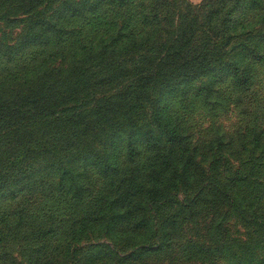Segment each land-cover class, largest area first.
Listing matches in <instances>:
<instances>
[{
	"label": "rangeland",
	"instance_id": "374dc122",
	"mask_svg": "<svg viewBox=\"0 0 264 264\" xmlns=\"http://www.w3.org/2000/svg\"><path fill=\"white\" fill-rule=\"evenodd\" d=\"M181 38L136 124L93 115ZM0 264H264V0H0Z\"/></svg>",
	"mask_w": 264,
	"mask_h": 264
},
{
	"label": "trees",
	"instance_id": "16d2710c",
	"mask_svg": "<svg viewBox=\"0 0 264 264\" xmlns=\"http://www.w3.org/2000/svg\"><path fill=\"white\" fill-rule=\"evenodd\" d=\"M123 4V3H122ZM129 4V3H127ZM126 4V5H127ZM124 6V5H123ZM74 11L77 12V9ZM184 34V33H183ZM178 38V37H177ZM87 45H85L86 49ZM91 49H94L93 47ZM107 45H103L99 47L98 53L104 54L106 53ZM190 52L186 50V42L178 39L175 45L168 47L167 50L164 52L162 56H160L157 60H153L150 62H144L143 68L145 70L139 71L138 69L136 72V78L132 79L131 77L127 78L126 87L127 90L121 91L123 93L122 96L111 95L112 99L108 100L107 102H103V104L96 105L92 112L93 115L98 116L99 118L102 117V114H106L109 119H106L107 128L114 129L118 122H122L123 124L133 125L136 124L135 121V111L136 108L133 106V102L139 100H147V97L143 95L141 92V87L138 85H145L148 83L157 84L160 82L162 85L167 84H174L180 78L184 77V75L179 71H186V70H195L194 67H189L188 63H193V61L189 60ZM98 59L94 58V61ZM107 62H103V65H106ZM180 64H182L180 66ZM136 89L137 91H133ZM148 90V89H147ZM98 94V93H97ZM96 96L95 94L93 97ZM150 99H148L149 101ZM152 108V120L159 123V125L163 128L168 130L169 138L168 143L172 144L175 143L179 145V148L182 152L186 151L185 143L181 134L177 131L176 127L170 123L167 117L164 114V110L160 109L154 103L151 102ZM145 110L144 106H141L137 109L138 113H141ZM84 112H78L77 110L73 113V116L76 118L75 121L69 122L66 118L62 121L63 123H56L52 124L53 127L59 128L62 126L65 131L76 132V130H81L83 132V126L88 128H96L95 132H99L100 130L104 129V124L100 125L101 120H93L91 119V115H89L88 119L83 118ZM83 118V119H82ZM116 121V122H115ZM99 126V127H97ZM145 135L146 142L150 146H154V143L151 142L153 139V133L150 129L142 132ZM83 135V133H82ZM155 138V137H154ZM174 145V144H173ZM132 149V148H131ZM104 166L107 168L108 171H111L114 168L115 163L109 164L104 163Z\"/></svg>",
	"mask_w": 264,
	"mask_h": 264
}]
</instances>
